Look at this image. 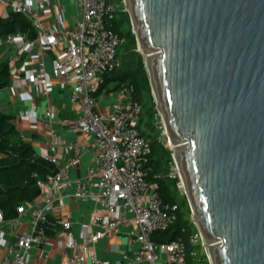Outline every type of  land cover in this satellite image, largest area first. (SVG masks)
<instances>
[{
  "label": "built area",
  "instance_id": "built-area-1",
  "mask_svg": "<svg viewBox=\"0 0 264 264\" xmlns=\"http://www.w3.org/2000/svg\"><path fill=\"white\" fill-rule=\"evenodd\" d=\"M73 3L78 16L72 18L71 25L64 26L65 10L58 0H0V18H6L10 12L20 13L34 31L31 38L22 31L0 36V45L13 48L7 60L10 80L7 86L13 89L22 84L30 90L31 84H36L46 92L51 89L43 64L31 54V49L35 45L50 49L55 43V36L44 21L45 16L52 15L65 41L54 54L51 73L69 86L74 104V117L65 122L66 128L91 137L85 143V149L91 150L85 172L74 176L73 168L81 164L77 143L61 140L50 129L49 153L44 158L54 165V171L42 176L35 174L39 194L18 204L15 217L5 219L0 209V264H26L31 249L50 237L58 240L63 264H106L92 246L117 232L126 233L131 243H138L133 257L136 262L190 264L195 251H187L182 236L160 242L150 239L154 231L167 228L175 220L177 204L163 200L156 183L146 179L143 159L151 146L139 130L141 105L131 97V85L121 84L113 90L115 99L110 110L103 112L98 108V101L108 93L99 90L102 75L121 65L117 51L123 38L106 24L118 3L113 0H73ZM23 56L17 66L15 62ZM44 114L49 117L52 112L46 108ZM60 152L70 153L63 163L58 161ZM166 174L177 178V186L181 182L172 152ZM67 196L94 203L88 211V220L80 224L78 236L72 233L71 222L61 215ZM25 212L28 214L25 227L17 230ZM53 221L59 223L58 230L52 226ZM188 240L192 245L199 244L200 249L205 242L197 228Z\"/></svg>",
  "mask_w": 264,
  "mask_h": 264
},
{
  "label": "water",
  "instance_id": "water-1",
  "mask_svg": "<svg viewBox=\"0 0 264 264\" xmlns=\"http://www.w3.org/2000/svg\"><path fill=\"white\" fill-rule=\"evenodd\" d=\"M212 264H264V0H125Z\"/></svg>",
  "mask_w": 264,
  "mask_h": 264
},
{
  "label": "trees",
  "instance_id": "trees-1",
  "mask_svg": "<svg viewBox=\"0 0 264 264\" xmlns=\"http://www.w3.org/2000/svg\"><path fill=\"white\" fill-rule=\"evenodd\" d=\"M113 15L106 20V24L117 32L123 41L118 48L117 55L121 61L120 67L105 72L99 83V90L106 92L117 89L121 84L132 87L131 97L141 105L139 116V130L150 142L151 151L143 159L146 179L155 182L157 190L163 200L177 204L175 220L165 229L154 231L150 239L156 242L170 241L182 236L187 251L194 250L200 245L190 244L188 237L196 231V227L189 220L190 210L186 197L179 193L177 178L167 176L166 172L171 161V151L158 140L159 130L156 128L157 110L149 89V82L143 67L142 57L135 50L136 39L131 29L130 17L120 6L119 0ZM22 31L28 38L34 36L29 20L20 13L10 12L6 18H0V36ZM9 66L7 60H0V88L9 84ZM54 171V165L44 157L37 156L29 141L18 136L11 113L0 110V209L5 219L16 216V206L24 201L38 196L36 176ZM55 230L59 223L53 221ZM199 258L189 260L190 264H208L204 253Z\"/></svg>",
  "mask_w": 264,
  "mask_h": 264
},
{
  "label": "crops",
  "instance_id": "crops-1",
  "mask_svg": "<svg viewBox=\"0 0 264 264\" xmlns=\"http://www.w3.org/2000/svg\"><path fill=\"white\" fill-rule=\"evenodd\" d=\"M65 10L64 26L71 25L73 17L78 16V9L73 0H58ZM45 24L49 32L54 34L55 43L50 49H43L35 45L31 49L37 61H41L49 78L51 89L44 91L42 87L31 84V89L26 85H20L11 89L8 86L0 88V110L13 114L14 124L18 136L29 141L37 156L44 157L49 153L48 136L50 129L54 130L57 136L64 141L76 142L79 149L81 164L73 168L72 175L82 176L85 172L86 164L91 157V150L85 149V143L91 141L90 136L82 133L70 132L66 128L65 122L74 117V104L70 99V88L59 78L51 73V63L54 54L64 44L65 38L53 22V16L44 17ZM13 48L6 44L0 45V60H9ZM24 56L15 62L17 66L22 63ZM32 67V65H31ZM23 93H27L23 94ZM115 99V92L109 91L98 101V108L106 112L110 110ZM49 108L52 115L45 116V110ZM34 116V120H33ZM49 123V124H48ZM69 154L59 153L58 161L63 163ZM94 203L88 199H74L66 197L64 205L61 207V215L71 222V231L75 236L79 234L81 222L88 220V211ZM28 217L25 212L17 225V230L25 227ZM64 239L63 236L60 237ZM55 237H50L48 241L40 246L33 247L26 264L35 262L36 264H63L61 247ZM138 246L137 242L131 243L130 237L124 232L113 233L107 237L99 239L92 246L94 253L106 261V264H148L147 262L134 260V250ZM87 264H91L87 262Z\"/></svg>",
  "mask_w": 264,
  "mask_h": 264
},
{
  "label": "rangeland",
  "instance_id": "rangeland-1",
  "mask_svg": "<svg viewBox=\"0 0 264 264\" xmlns=\"http://www.w3.org/2000/svg\"><path fill=\"white\" fill-rule=\"evenodd\" d=\"M119 3H120V6L122 7L123 10L127 11V6H126V3H125V0H119ZM131 29H132V32L134 33V30L132 28V25H131ZM135 35V33H134ZM136 39V37H135ZM135 50L140 53L141 57H142V62H143V67H144V70L146 72V75L148 77V82H149V89H150V93L152 95V98H153V101L155 103V97H154V93H153V89H152V86H151V83L149 81V72L147 70V66H146V63H145V60H147V58L145 57L144 53L142 52V49L141 47H139L138 45V41L136 39V45H135ZM155 108H156V104H155ZM157 110V108H156ZM156 128L159 130V135H158V140L163 143L167 148L170 149V151L173 153L174 149L172 147V145L170 144V141L168 140V136H167V133H166V130H165V126H164V123L161 119V116L157 110V121H156ZM169 141V143H168ZM172 148H171V147ZM178 191L180 194L185 195V192H184V188L183 186H181V182L180 180L178 181ZM187 199V197H186ZM189 205V203H188ZM189 210H190V216H189V220L194 224V226L197 228L196 224L194 223V220H193V217H192V212H191V209H190V206H189ZM204 253L207 257V261H208V264H212L211 263V259H210V256H209V247L207 246V244L204 242V245L202 246V248L200 249V252L198 251V247H196L195 249V255H194V260H197L200 256H199V253Z\"/></svg>",
  "mask_w": 264,
  "mask_h": 264
},
{
  "label": "bare ground",
  "instance_id": "bare-ground-1",
  "mask_svg": "<svg viewBox=\"0 0 264 264\" xmlns=\"http://www.w3.org/2000/svg\"><path fill=\"white\" fill-rule=\"evenodd\" d=\"M144 55H145V57L147 58V60H145V62L147 63L148 62V60H149V58H150V53H144ZM147 66V65H146ZM168 140L170 141V144L172 145V147H173V155H174V159L176 160V164H177V168H178V172H179V174H180V177H181V186H183V188H184V180H183V175H182V173H181V168H180V164H179V161H178V158H177V151H178V148L180 147V143H178V142H176V141H173L171 138H168ZM169 141H168V143H169ZM171 147V146H170ZM171 147V148H172ZM207 246L209 247V256H210V259H211V255H210V250H211V248H212V244L210 245V244H208L207 243Z\"/></svg>",
  "mask_w": 264,
  "mask_h": 264
}]
</instances>
